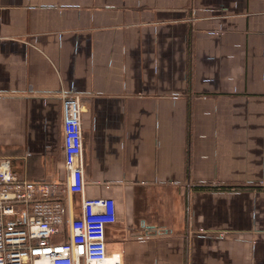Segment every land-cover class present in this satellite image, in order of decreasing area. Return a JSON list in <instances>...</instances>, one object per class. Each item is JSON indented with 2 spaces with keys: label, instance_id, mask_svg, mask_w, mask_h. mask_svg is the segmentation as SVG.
Returning a JSON list of instances; mask_svg holds the SVG:
<instances>
[{
  "label": "crops",
  "instance_id": "0c3cea01",
  "mask_svg": "<svg viewBox=\"0 0 264 264\" xmlns=\"http://www.w3.org/2000/svg\"><path fill=\"white\" fill-rule=\"evenodd\" d=\"M68 93L84 197L116 203L109 254L264 264V0H0V157L17 174L65 178ZM64 203L79 217L81 195Z\"/></svg>",
  "mask_w": 264,
  "mask_h": 264
},
{
  "label": "built area",
  "instance_id": "2783aa9c",
  "mask_svg": "<svg viewBox=\"0 0 264 264\" xmlns=\"http://www.w3.org/2000/svg\"><path fill=\"white\" fill-rule=\"evenodd\" d=\"M82 114L79 95L62 96L63 180L29 179L0 157V264H123L106 244L115 201L84 197ZM65 195H81L79 217L66 218Z\"/></svg>",
  "mask_w": 264,
  "mask_h": 264
},
{
  "label": "trees",
  "instance_id": "16d2710c",
  "mask_svg": "<svg viewBox=\"0 0 264 264\" xmlns=\"http://www.w3.org/2000/svg\"><path fill=\"white\" fill-rule=\"evenodd\" d=\"M12 168H13V164H12ZM13 171L15 172V173H17L15 170H14V168H13ZM231 187H215V188H212V187H208V188H206V189H214V190H216V189H221V190H227V189H230Z\"/></svg>",
  "mask_w": 264,
  "mask_h": 264
}]
</instances>
